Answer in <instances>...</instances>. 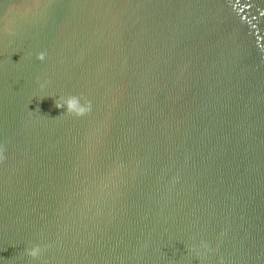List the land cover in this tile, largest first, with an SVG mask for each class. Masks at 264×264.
Instances as JSON below:
<instances>
[{"label":"water","instance_id":"95a60500","mask_svg":"<svg viewBox=\"0 0 264 264\" xmlns=\"http://www.w3.org/2000/svg\"><path fill=\"white\" fill-rule=\"evenodd\" d=\"M0 264H264V0H0Z\"/></svg>","mask_w":264,"mask_h":264},{"label":"clouds","instance_id":"9594fccd","mask_svg":"<svg viewBox=\"0 0 264 264\" xmlns=\"http://www.w3.org/2000/svg\"><path fill=\"white\" fill-rule=\"evenodd\" d=\"M42 58V56H41ZM58 108L66 107L69 112L75 111L77 114H80L84 109L80 106V100L77 97H68L63 103L57 105ZM41 252L39 245L28 249V254L37 257Z\"/></svg>","mask_w":264,"mask_h":264}]
</instances>
